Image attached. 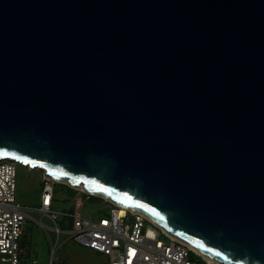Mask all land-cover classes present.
I'll use <instances>...</instances> for the list:
<instances>
[{
    "label": "water",
    "instance_id": "95a60500",
    "mask_svg": "<svg viewBox=\"0 0 264 264\" xmlns=\"http://www.w3.org/2000/svg\"><path fill=\"white\" fill-rule=\"evenodd\" d=\"M0 159L264 264V0H0Z\"/></svg>",
    "mask_w": 264,
    "mask_h": 264
},
{
    "label": "built area",
    "instance_id": "2783aa9c",
    "mask_svg": "<svg viewBox=\"0 0 264 264\" xmlns=\"http://www.w3.org/2000/svg\"><path fill=\"white\" fill-rule=\"evenodd\" d=\"M16 164L20 163L0 159V262L8 264H20L22 230L30 218L29 209L16 199ZM42 179L37 210L54 223L50 230L56 234V239L65 232L79 245L107 256V264H225L210 261L194 249L178 243L141 211L125 209L120 213L124 206L106 198L103 200L109 203L108 214L94 220L72 211L61 212L65 222L71 221L70 228L63 230L57 222L59 213L52 210L54 184L57 182L44 174ZM77 191L94 196L82 188ZM79 205V202L75 203V206ZM55 245L51 248L49 264H57L54 261Z\"/></svg>",
    "mask_w": 264,
    "mask_h": 264
},
{
    "label": "rangeland",
    "instance_id": "374dc122",
    "mask_svg": "<svg viewBox=\"0 0 264 264\" xmlns=\"http://www.w3.org/2000/svg\"><path fill=\"white\" fill-rule=\"evenodd\" d=\"M43 173L39 168L29 169L27 166L16 164V199L29 209L30 216L22 230L24 246L20 264H49L51 248L55 243L54 261L57 264H107V256L79 245L65 232L56 239V234L50 230L54 223L37 210L40 204ZM56 187L52 210L59 213L57 222L63 230L70 228L71 221L65 222L60 215L61 212L72 211L93 220L109 212V203L99 196L96 197L101 198L102 201L86 197L80 192L72 194L61 185ZM74 189L80 188L74 187ZM76 202L80 205L75 206ZM162 239L165 238L162 236ZM0 264L8 263L0 262Z\"/></svg>",
    "mask_w": 264,
    "mask_h": 264
},
{
    "label": "trees",
    "instance_id": "16d2710c",
    "mask_svg": "<svg viewBox=\"0 0 264 264\" xmlns=\"http://www.w3.org/2000/svg\"><path fill=\"white\" fill-rule=\"evenodd\" d=\"M57 185H61V186H63V187H65V188H67V190H69V192H71L72 194H76V193H78V191L76 190V189H74V188H70V187H68L67 185H65V184H61V183H55L54 184V196L56 195V191H57ZM81 194H83V193H81ZM83 195H85L86 197H89V198H94V199H99V200H101L102 201V199L101 198H98V197H96V196H87L86 194H83ZM54 200H55V197H54ZM22 246H24V241L22 240Z\"/></svg>",
    "mask_w": 264,
    "mask_h": 264
},
{
    "label": "bare ground",
    "instance_id": "6f19581e",
    "mask_svg": "<svg viewBox=\"0 0 264 264\" xmlns=\"http://www.w3.org/2000/svg\"><path fill=\"white\" fill-rule=\"evenodd\" d=\"M77 188H82V186L81 185H78L77 186ZM125 209H129V210H131V211H133V212H135V211H138L137 209H135V208H127V207H122L121 209H120V213H121V211L122 212H124L125 211ZM146 215V214H145ZM148 218H150L148 215H146ZM151 220H153L152 218H150ZM155 223H157L155 220H153ZM158 224V223H157ZM159 225V224H158ZM160 226V225H159ZM162 227V226H161ZM163 228V227H162ZM164 229V228H163ZM165 230V229H164ZM166 231V230H165ZM167 232V231H166ZM168 233V232H167ZM193 249V248H192ZM195 250V249H194ZM196 251V250H195ZM204 256V255H203ZM205 258H207L208 260H210V261H213V259H211V258H208V257H206V256H204Z\"/></svg>",
    "mask_w": 264,
    "mask_h": 264
},
{
    "label": "snow or ice",
    "instance_id": "6c2138e0",
    "mask_svg": "<svg viewBox=\"0 0 264 264\" xmlns=\"http://www.w3.org/2000/svg\"><path fill=\"white\" fill-rule=\"evenodd\" d=\"M130 255H131V253H130Z\"/></svg>",
    "mask_w": 264,
    "mask_h": 264
}]
</instances>
